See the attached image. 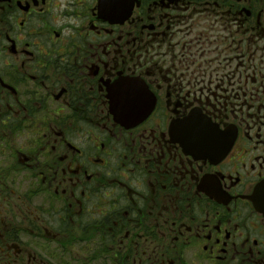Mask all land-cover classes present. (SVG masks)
<instances>
[{"label": "flooded vegetation", "instance_id": "obj_1", "mask_svg": "<svg viewBox=\"0 0 264 264\" xmlns=\"http://www.w3.org/2000/svg\"><path fill=\"white\" fill-rule=\"evenodd\" d=\"M261 138L264 0H0V264H264Z\"/></svg>", "mask_w": 264, "mask_h": 264}, {"label": "snow or ice", "instance_id": "obj_2", "mask_svg": "<svg viewBox=\"0 0 264 264\" xmlns=\"http://www.w3.org/2000/svg\"><path fill=\"white\" fill-rule=\"evenodd\" d=\"M116 95H120L121 89L124 85L116 84L113 86ZM127 106L131 107L137 103H149V97L140 92L131 93L126 99ZM237 103H241L237 100ZM259 118V117H257ZM172 136L175 139H179L181 143H185L186 140H191L196 143L210 145L215 142H225L231 143V130L227 127L223 130L220 128L219 124H212L210 122H205L201 120L196 113L184 118L183 120L176 122L175 129L172 127ZM251 139V138H250ZM259 144H264V138H261L258 141ZM187 147V145H186ZM261 157H264V153H261ZM258 157L260 160V166L264 167V159ZM255 169V165H253ZM193 178L195 179V173H193ZM203 190L206 191L209 195H215L219 198L218 191L211 184V178H209L206 184L202 185ZM256 203L259 205V210L264 212V200L256 199V192L253 197Z\"/></svg>", "mask_w": 264, "mask_h": 264}, {"label": "water", "instance_id": "obj_3", "mask_svg": "<svg viewBox=\"0 0 264 264\" xmlns=\"http://www.w3.org/2000/svg\"><path fill=\"white\" fill-rule=\"evenodd\" d=\"M150 112V111H149ZM148 113H144V114H141L140 116H138V119L139 120H142V118H144Z\"/></svg>", "mask_w": 264, "mask_h": 264}]
</instances>
